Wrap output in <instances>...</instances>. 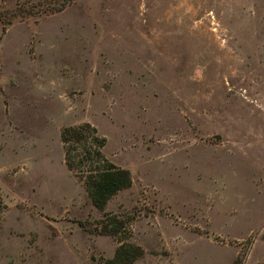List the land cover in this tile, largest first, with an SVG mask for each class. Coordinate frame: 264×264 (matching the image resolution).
<instances>
[{"label": "rangeland", "instance_id": "rangeland-1", "mask_svg": "<svg viewBox=\"0 0 264 264\" xmlns=\"http://www.w3.org/2000/svg\"><path fill=\"white\" fill-rule=\"evenodd\" d=\"M82 124L131 179L101 211ZM106 217L133 264H264V0H0V264H99Z\"/></svg>", "mask_w": 264, "mask_h": 264}, {"label": "trees", "instance_id": "trees-1", "mask_svg": "<svg viewBox=\"0 0 264 264\" xmlns=\"http://www.w3.org/2000/svg\"><path fill=\"white\" fill-rule=\"evenodd\" d=\"M59 142L65 168L81 182L90 204L97 211H101L111 197L130 187L129 173L104 158L101 151L105 140L88 124L61 129ZM94 231L118 243L112 257L99 264H133L142 256L139 247L126 242L125 225L115 217H108L107 222L99 224ZM121 233L126 236L120 237ZM232 264L241 262L236 259Z\"/></svg>", "mask_w": 264, "mask_h": 264}]
</instances>
